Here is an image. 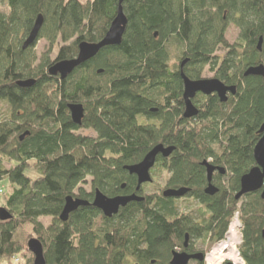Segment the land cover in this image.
Returning <instances> with one entry per match:
<instances>
[{"label":"trees","instance_id":"obj_1","mask_svg":"<svg viewBox=\"0 0 264 264\" xmlns=\"http://www.w3.org/2000/svg\"><path fill=\"white\" fill-rule=\"evenodd\" d=\"M118 1L0 0L8 9L0 10V182L9 183L4 208L12 217L0 221V264H12L31 239L43 245L46 264H170L174 252L185 251L187 234L196 253H203L199 239L210 247L223 240L237 211L244 261L264 264L261 193L236 200L241 178L255 166L264 125V77L244 76L249 67L264 64V0H127L122 44L104 48L64 81L51 77L49 68L74 59L80 43L104 38ZM40 15L38 40L24 50ZM231 25L239 30L235 45L226 39ZM41 39L51 49L71 44L55 61L47 55L36 65ZM219 50L227 51L225 58L215 56ZM173 54L187 59L190 79L200 80L207 68L218 70L217 78L235 85L236 95L227 105L200 95L199 115L186 119ZM30 79L36 82L32 88L18 85ZM71 104L85 109L81 127L72 121ZM83 130L94 136L81 135ZM159 145L175 149L169 158L159 156L152 170L168 175L165 189L144 194V185L137 192V178L124 168ZM204 161L226 173L217 180L221 192L215 196L205 193ZM88 180L91 192L80 187ZM183 188L189 190L183 198L163 196ZM97 189L108 197L137 194L144 201L113 218L88 206L68 222L60 220L68 197L91 203ZM185 199L201 210L178 211L177 201ZM27 264H34L33 256Z\"/></svg>","mask_w":264,"mask_h":264},{"label":"water","instance_id":"obj_2","mask_svg":"<svg viewBox=\"0 0 264 264\" xmlns=\"http://www.w3.org/2000/svg\"><path fill=\"white\" fill-rule=\"evenodd\" d=\"M127 0L118 1L117 15L112 22L109 30L104 38L98 43L82 42L79 44V52L76 58L71 60H65L57 62L49 68V75L51 77H59L62 81L66 80L77 68L95 58L101 50L107 47H118L122 44L123 36L126 32L128 19L124 13L123 4ZM44 24V18L42 15L38 16L31 32L29 33L23 49L26 50L30 46L34 45L38 40L39 34ZM263 39L261 38L258 45V51H262ZM187 60L181 65V77L184 83V101L186 110L184 117L186 119L194 118L198 115V110L192 103V100L198 93H202L206 96H210L214 93L218 94L221 102L227 101V93L232 95L236 94L235 87H227L218 79L211 80H199L192 81L183 72L184 66L187 64ZM245 77H264V64L259 66L249 67L245 74ZM36 82L32 79L18 82V85L22 88H32ZM71 114V118L74 124L81 126L85 117V110L81 104H71L68 106ZM259 134L262 136L259 142L254 148V160L255 166L241 178L240 192L236 195V200H239L245 195L260 192L261 198L264 201V125L261 127ZM28 133L21 136L20 140L23 141ZM173 147H164L163 145L156 146L152 149L144 159L135 165L126 166L124 169L128 171L131 176H135L138 181L136 191L139 192L142 186L152 183L151 171L155 167L157 158L162 156L163 158H169L174 152ZM202 166L207 171L208 185L205 193L209 196H215L219 193V189L212 184L213 174L216 170H219L222 174L225 172L223 169L215 168L207 161L202 163ZM125 185L123 186V189ZM189 193L186 188L179 190H166L163 193L165 198L180 199L185 197ZM144 198L137 194L128 196H116L108 197L100 190H95L93 202H88L79 198L68 197L64 209L60 215V220L64 223L68 222L71 214L75 213L79 208L93 206L97 210L103 213L106 218H113L118 215L121 209L126 208L131 203L143 202ZM10 213L4 207H0V221L6 222L11 219ZM188 235L185 238V247L188 243ZM28 250L34 256V264H46L44 258L43 245L37 239H31L28 242ZM192 259L198 262L204 261V255L199 253L194 256H189L187 253L174 252L172 254V260L170 264H189ZM231 264V263H228Z\"/></svg>","mask_w":264,"mask_h":264},{"label":"rangeland","instance_id":"obj_3","mask_svg":"<svg viewBox=\"0 0 264 264\" xmlns=\"http://www.w3.org/2000/svg\"><path fill=\"white\" fill-rule=\"evenodd\" d=\"M79 2L86 4L91 0H78ZM0 10L3 11L4 13H8V9L6 6L1 5L0 6ZM226 39L229 42L230 45H235L236 43H238L239 40V30L237 27L231 25L226 33ZM71 42L69 44H63V43H59L58 46L54 47L53 49L50 48L49 43L45 40V39H41L40 41H38L35 50H34V54L37 56L38 62L36 63V65L39 64L40 60L42 59L43 56H47L49 55L50 60L53 62L57 59L58 57V52L59 50L63 47V46H68L70 45ZM227 54V51L225 50H219L217 52V54L215 55L216 57H219L221 59L225 58ZM77 57V56H76ZM172 60H171V66L173 70H178L180 63H181V59H179L176 54H173L172 56ZM215 75L214 73L211 72V69L207 68L201 78L202 79H212L214 78ZM2 110V109H1ZM81 135H88V136H94V134L89 131V132H85V131H81L80 132ZM33 166V163H31ZM28 174L31 177H34L35 174L34 172L30 171L28 172ZM154 176L155 179V184H146L144 186V194H150V193H155V192H162L165 189V184H166V177H168L167 174H163V173H157L155 172L154 175H152V177ZM229 179V177L226 178L225 181H227ZM81 188H83L86 192H91V184H90V180H88V182L86 184H82L80 186ZM10 192L9 189V183L7 181H2L0 182V207H4L5 205V198L8 196ZM176 206L178 208V211L183 212V213H195L201 210V208L199 207L198 202H196L195 200L192 199H185V200H180L177 201ZM43 223L45 225H48L50 220L49 219H43L42 220ZM212 247V246H211ZM210 246H206L205 244H203V242L201 244L198 245V248L200 250H202V252L205 254L208 250H210L211 248ZM201 252V251H200ZM31 256H33L29 250L27 249L26 251L23 252L22 255H19L18 257H16L13 261L12 264H27L29 259L31 258ZM34 257V256H33Z\"/></svg>","mask_w":264,"mask_h":264},{"label":"built area","instance_id":"obj_4","mask_svg":"<svg viewBox=\"0 0 264 264\" xmlns=\"http://www.w3.org/2000/svg\"><path fill=\"white\" fill-rule=\"evenodd\" d=\"M243 226L241 215L234 213L225 238L216 242L210 250L204 254V264H246L240 247L243 243Z\"/></svg>","mask_w":264,"mask_h":264},{"label":"flooded vegetation","instance_id":"obj_5","mask_svg":"<svg viewBox=\"0 0 264 264\" xmlns=\"http://www.w3.org/2000/svg\"><path fill=\"white\" fill-rule=\"evenodd\" d=\"M38 43V42H37ZM76 58V57H75ZM182 60H181V63H180V66H179V68H178V73H179V79L182 81V86H183V95H184V83H183V79H182V77H181V73H182V71H181V65H182V63L184 62V61H186L187 59H184V56L182 55ZM61 62V61H60ZM57 62H55L54 64H56ZM188 63V62H187ZM53 64V65H54ZM52 65V66H53ZM186 67H187V64L184 66V68H183V72H184V74H185V76H187L186 75V73H185V69H186ZM217 71V73H218V70H216ZM211 72L212 73H214V75H215V77L214 78H212V79H218L217 78V73L215 72V71H213V70H211ZM188 77V76H187ZM55 78H59V77H55ZM189 78V77H188ZM190 79V78H189ZM190 80H192V79H190ZM200 80H211V79H200ZM219 80V79H218ZM192 81H199V80H192ZM222 82V81H221ZM223 83V82H222ZM224 84V83H223ZM225 86H227V87H235L236 88V91H237V87L235 86V85H228V84H224ZM200 95H203V96H205V97H210V96H216L218 99H219V101H220V103H222V104H229L230 103V101H231V98L232 97H234L235 95H232L230 92H228L227 93V101H225V102H221V100H220V98H219V96H218V94H216V93H214V94H212V95H210V96H206V95H204V94H202V93H198L197 95H196V97L192 100V103L194 104V106L196 107V109L198 110V115H199V112H200V110H199V106L197 105V104H195V102L198 100V98H200ZM184 103H185V101H184ZM85 110V109H84ZM185 110H186V105H185ZM197 115V116H198ZM196 116V117H197ZM85 119V118H84ZM84 119H83V121H82V125H83V122H84ZM81 125V126H82ZM80 126V127H81ZM83 131H85V132H89L90 130H83ZM205 162V161H204ZM208 162V161H207ZM209 164H211V162H208ZM212 165V164H211ZM212 166H214V165H212ZM204 167V166H203ZM215 168H217V169H219V167H216V166H214ZM205 168V167H204ZM154 169V168H153ZM152 169V170H153ZM206 169V168H205ZM206 175H207V171H206ZM151 176H152V171H151ZM225 176H226V173L224 172L223 174L221 173V172H219V170H216L215 172H214V174H213V180H212V184L216 187V188H218V186H217V180L219 179V177H221V179L222 180H224V178H225ZM152 183H153V180H152ZM151 184V183H150ZM219 191L221 192V189L219 188ZM188 235V243H187V247H185L184 249H185V251H181V253H187L189 256H194V255H196V254H199L198 252L196 253V252H194V243H195V241H194V239H192L191 238V236L189 235V234H187ZM202 240L203 239H199V241L197 242L198 244H201L202 243ZM201 254H203L204 255V253H201ZM198 261L197 260H195V259H192L191 261H190V263L189 264H195V263H197Z\"/></svg>","mask_w":264,"mask_h":264}]
</instances>
